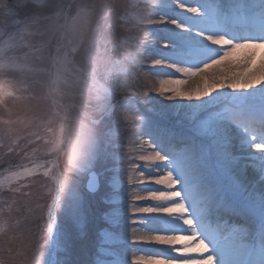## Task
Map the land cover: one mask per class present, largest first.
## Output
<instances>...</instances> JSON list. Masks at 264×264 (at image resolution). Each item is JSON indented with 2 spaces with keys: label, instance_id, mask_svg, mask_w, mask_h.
<instances>
[{
  "label": "snow or ice",
  "instance_id": "1",
  "mask_svg": "<svg viewBox=\"0 0 264 264\" xmlns=\"http://www.w3.org/2000/svg\"><path fill=\"white\" fill-rule=\"evenodd\" d=\"M128 7L139 11L120 14L118 0H0V104L31 99L33 85L51 101L24 145L6 146L21 162L0 188L18 193L37 175L47 187L28 207L34 243L19 264H73L60 217L83 235L81 178L105 205L98 254L122 245L119 260L95 264H264V0ZM113 16L129 34L118 43L110 23L100 31ZM232 57L240 70L208 74ZM101 160L111 175L96 171ZM249 168L259 186L245 181Z\"/></svg>",
  "mask_w": 264,
  "mask_h": 264
},
{
  "label": "rangeland",
  "instance_id": "2",
  "mask_svg": "<svg viewBox=\"0 0 264 264\" xmlns=\"http://www.w3.org/2000/svg\"><path fill=\"white\" fill-rule=\"evenodd\" d=\"M80 2V0H77ZM92 2V0H89ZM94 2L99 5L103 0H94ZM120 8L119 13H128V18L134 11H139V9H132L128 7L129 5H140L142 8L148 0H118ZM99 10L97 9V12ZM112 25V29L116 32L117 43L119 39L129 35L124 32L121 28L122 21L118 16H113L109 20L105 21L101 26V33L105 32V25ZM109 38L111 39V30H109ZM29 42L36 44L39 38L27 37ZM4 44L0 41V47ZM111 45H109V48ZM27 49L21 50V55ZM110 55H113L110 53ZM114 58V56H113ZM80 59V56H77ZM238 61L239 57H235ZM229 60L222 62L218 67L225 66ZM35 63V61H34ZM9 81H18L20 76L18 73L9 74L5 77ZM199 81L198 77H194L188 80L186 85L181 87H195ZM31 82V81H29ZM25 95H31V99L27 101H18L11 98H6L4 104H0V179L4 176L9 175L4 169L8 168L9 165H13L12 170L15 171V164L20 163V158L9 154L7 152V145L12 141H16L21 146L26 142L27 134L32 131L31 127H26L30 120H34L38 115L47 112L51 107V101L47 99V89L42 85H33L32 92L26 93ZM94 104V101L92 102ZM87 105V101H85ZM143 106L141 105V109ZM87 110V107L86 109ZM177 118L169 115L168 123H175ZM43 148V142L41 141L39 145H33V147ZM30 150V149H29ZM109 151L113 149L109 148ZM27 163V161H24ZM113 166L112 161H99L96 166L97 172H104L105 176L111 175V173L105 172L106 169ZM258 181H252L250 183H257ZM85 180L81 178L80 188L81 191L85 193V208L88 209L87 221L85 224L83 235H80L76 230L72 221L66 219L65 217H60V223L63 230L70 232L73 237V243L71 247V260L73 264H95L98 257V238L97 229L99 227H104L103 221L100 219V213L104 210L105 205L99 200V196L91 197L87 195L86 189L84 187ZM24 187L18 193H12L8 190V185L6 184L3 188H0V219H3L7 223L5 224L4 231L0 232V260L8 262V264H19L20 261L24 259L25 253L29 251L34 243L33 235L28 230L29 216L28 207L31 206L35 208L38 203H44V197L47 192L46 178L42 175H37L27 180L21 181ZM104 186V178L101 179V192L106 191ZM25 201L28 203L26 204ZM110 231L119 233V229H110ZM112 250V255L104 256L99 255V260L101 261H113L119 260L121 258L122 245L115 241L109 245H105ZM11 250L10 252L8 250ZM67 253L63 251H58V258H64ZM130 260V255H129Z\"/></svg>",
  "mask_w": 264,
  "mask_h": 264
},
{
  "label": "bare ground",
  "instance_id": "3",
  "mask_svg": "<svg viewBox=\"0 0 264 264\" xmlns=\"http://www.w3.org/2000/svg\"><path fill=\"white\" fill-rule=\"evenodd\" d=\"M236 62H237V60L235 59V57L229 58V61L227 63H225L224 68L215 66L214 68H212L208 71V74L209 75L216 74L219 76H224V75L229 74L230 71H238L240 69L236 67ZM234 152H235V154L239 155L238 149L234 150ZM257 180H259L258 173L254 169L249 168L245 174V181L247 183H250L252 181L254 182ZM257 186H259V181H258Z\"/></svg>",
  "mask_w": 264,
  "mask_h": 264
}]
</instances>
